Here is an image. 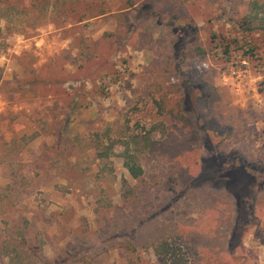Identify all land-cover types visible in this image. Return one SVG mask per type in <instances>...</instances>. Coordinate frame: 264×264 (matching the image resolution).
Masks as SVG:
<instances>
[{"label": "rangeland", "instance_id": "obj_1", "mask_svg": "<svg viewBox=\"0 0 264 264\" xmlns=\"http://www.w3.org/2000/svg\"><path fill=\"white\" fill-rule=\"evenodd\" d=\"M253 1L0 0V240L28 220L42 264H165L141 229L164 222L202 235L169 238L187 264H264V30L240 25Z\"/></svg>", "mask_w": 264, "mask_h": 264}, {"label": "trees", "instance_id": "obj_2", "mask_svg": "<svg viewBox=\"0 0 264 264\" xmlns=\"http://www.w3.org/2000/svg\"><path fill=\"white\" fill-rule=\"evenodd\" d=\"M257 7L258 9H262L264 12V5L262 6L258 0H254L252 2L251 11L245 16L243 22L240 23L241 27L246 30L253 31L256 29V26H253L254 21L260 20L261 29L264 30V14L260 16L261 12L259 10L253 13L254 9ZM1 19L2 9L0 6V34L2 31ZM188 49L192 52L197 50L199 54L206 55V50L203 46L196 45L193 47L191 46ZM109 148L106 151L101 152L100 154L97 152V158L110 157V152L112 148L110 149V151ZM123 157L125 159V166L128 168L132 177L135 179L142 177L144 174V167L141 164L140 156L126 148L123 152ZM256 169H258V167ZM241 172L244 180H250L251 174H249L243 169L241 170ZM124 187H129L127 180H124ZM238 196V192L235 191V193L233 194V197H235V201L239 200ZM222 199L228 200L229 198L223 197ZM219 200V198H214L212 201L218 202ZM210 209L212 210L213 207L211 206ZM154 219L155 218L153 217L150 219V221L153 222ZM28 223V220H24L23 222L5 221L4 237H2V239L0 240V256L8 257L7 264H42L45 240H43V238H38V240L37 238L33 239L30 236ZM165 224L166 223L163 222V224L159 225L158 227L152 228L150 233H147V230L144 229L143 225H145V223L142 224L141 229L147 234H145L146 242H150L153 248L155 249L156 253L164 258L165 264H187L185 260L181 259V256H179V254L169 248L171 245L169 238L175 236L176 238H180V240H182L183 242H187L190 244L192 243V245H194L195 247H201L205 245H202L201 242L196 244V241L198 239L200 241L202 235L199 232H196V230L181 233L176 232V229L178 230V228H176V224L174 225L175 227L172 229L173 232H171V234H168L167 230L163 228ZM216 235L217 234H215V236ZM214 244L210 247H213ZM221 247H225V249L232 255V249L230 244H227V246L222 245ZM217 263L227 264V262L225 263L223 261H219Z\"/></svg>", "mask_w": 264, "mask_h": 264}]
</instances>
